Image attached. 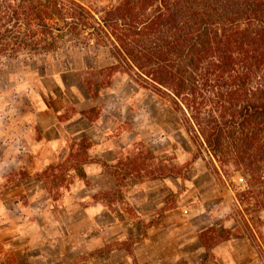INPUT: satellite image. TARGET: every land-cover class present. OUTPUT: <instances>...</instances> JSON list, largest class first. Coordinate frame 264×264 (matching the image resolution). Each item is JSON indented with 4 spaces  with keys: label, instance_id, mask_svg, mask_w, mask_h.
Here are the masks:
<instances>
[{
    "label": "rangeland",
    "instance_id": "rangeland-1",
    "mask_svg": "<svg viewBox=\"0 0 264 264\" xmlns=\"http://www.w3.org/2000/svg\"><path fill=\"white\" fill-rule=\"evenodd\" d=\"M76 1L101 12L123 0ZM68 42L72 48L48 61L0 59V264H16V255L5 247L20 250L30 235L33 245L52 237L57 241L58 250L48 252L51 264L86 259L107 264L105 258L113 251L124 252L130 264H264V181L232 165L221 166L195 144L170 103L123 72H107L113 64L107 49L96 50L92 42L85 47L73 38ZM53 112L61 125L78 119V131H90L80 117L97 122L107 138L103 149H95L86 138L69 159L58 148L73 146V140H43L37 121L43 118L49 125ZM140 152L146 160L139 169L146 173L117 187L105 164L132 162ZM167 169H175L176 175L156 182L146 178L149 171ZM92 184L91 200H72ZM140 189L157 197L158 216L152 220H143L136 209V202H146ZM35 196L54 202L32 204L29 198ZM88 208L93 220L86 225L83 212ZM71 212L77 215L69 219ZM152 222L170 231L135 247L148 237ZM210 228H223L242 241L236 247L211 243L213 248L206 250L200 235ZM85 232L93 247L70 251V243L85 247ZM34 251L33 256L42 253L40 248ZM140 257L150 260L141 263Z\"/></svg>",
    "mask_w": 264,
    "mask_h": 264
},
{
    "label": "trees",
    "instance_id": "trees-1",
    "mask_svg": "<svg viewBox=\"0 0 264 264\" xmlns=\"http://www.w3.org/2000/svg\"><path fill=\"white\" fill-rule=\"evenodd\" d=\"M69 38L107 49V72H123L170 103L221 166L264 181V0H123L101 12L76 0H0V59L48 61L72 48ZM145 160L140 152L105 166L125 187L146 173L139 169ZM162 172L146 178L176 175ZM219 230L201 233L206 250L237 239Z\"/></svg>",
    "mask_w": 264,
    "mask_h": 264
},
{
    "label": "crops",
    "instance_id": "crops-1",
    "mask_svg": "<svg viewBox=\"0 0 264 264\" xmlns=\"http://www.w3.org/2000/svg\"><path fill=\"white\" fill-rule=\"evenodd\" d=\"M52 114V113H51ZM53 116H51L49 118V125H47L46 121L43 120V118H39L37 121V125L39 127V129L43 132V140H52L56 141V142H64L67 143V140L70 139V141L72 142V140L75 142L73 143V146H69V147H62V148H58L59 150L63 151L64 154H66L68 156L69 159H72V157L76 156V150L81 144L82 141H85L86 138H88V142L92 143V147H94L95 149H103L104 146V142L107 140L106 136L104 135L105 133H103L102 131H100L98 129V127L101 129V127L99 126V124H97V122H91L87 119H85L84 117H80L79 119L81 120V124L85 125L86 127L88 126V132H85V130H79L78 131V122H80L78 119H71L69 121H66L64 123H62V125L59 123V120L57 118V115L52 114ZM44 127V129H43ZM75 129L74 132H72V129ZM53 133V137H50L51 134ZM97 141V142H95ZM89 151V150H88ZM105 152V151H104ZM103 152V153H104ZM102 155V154H99ZM103 156V155H102ZM103 158V157H102ZM106 160V159H105ZM84 168V166H83ZM85 170V169H84ZM85 172V171H84ZM83 176H86L83 175ZM84 179V178H83ZM86 179L89 180L88 176H86ZM91 182V181H90ZM156 182V181H155ZM154 182V183H155ZM138 184L135 185V188H138ZM142 186V185H141ZM144 188V186H143ZM94 187L93 184L88 188L85 187V191H84V195H79L76 197H71L72 200H74L75 202H79V200L82 201H88L91 200V198L94 196L93 194H91V192L93 191ZM141 194L145 195V199L146 202H144L143 200H141L140 202H136V209L139 211V215L141 216V218L143 220H148V219H154L156 218L157 215V208H158V202H157V197L153 196V194H147L146 190L143 189V191L140 189ZM82 196V197H81ZM89 196V197H88ZM31 200L32 204H37L39 202L42 201H47V204L49 205L50 203L54 202L53 199L51 197H32L29 198ZM149 199V200H148ZM92 202V201H91ZM89 202V203H91ZM50 207V206H49ZM150 207L151 211L150 212H146L147 209ZM48 208V207H47ZM46 208V209H47ZM145 208L146 211H140V209ZM45 209V210H46ZM38 214V213H37ZM103 214V213H102ZM41 215V214H39ZM75 215H77L75 212H71L69 219L73 218ZM83 216L85 218V224L89 225V223L93 220V209L88 208L83 212ZM167 221L170 220L169 217L166 218ZM165 231L166 234H168V231H170V228L167 227H163V228H156L154 226H152L151 228H149L147 230V235L148 237L145 238L143 241H140L139 244L137 243L135 247H138V245H145V243H149L152 241V237L155 236V234H157L158 232H162ZM66 231V230H65ZM233 231V230H232ZM69 232V238L71 237V230L68 229ZM13 237L17 236V234L15 232H13ZM58 237V235H57ZM86 241L84 244L85 247H78L76 246V244H72L70 243L69 245V250L70 251H78V250H88L91 247H93L92 242H91V235L90 233H86L85 232V236ZM31 240H33V236L30 235L28 240H23V247L18 250V247H5V250L7 252H14V254L16 255V264H51L52 260L51 257L48 255V252H54L57 251V241L54 239V237H52V239L49 242L46 243H42L39 245H33L31 243ZM109 237H107L105 239L106 243H110L109 241ZM116 241V240H113ZM239 241H242V239H233L227 242H223L221 244H219L216 247H236L237 243H239ZM150 246H152V244H150ZM35 247L36 248H40V250L42 251L41 254L37 255V256H33V253L35 252ZM122 251H113L110 255L109 258H105V263L107 264H130L128 258L126 259L125 256H123ZM22 257V258H21ZM46 259H45V258ZM119 258H122L121 261H119ZM148 261L150 259H147ZM140 261L141 263H148V261L144 260L140 257ZM78 264H93L92 260H85L83 262H80Z\"/></svg>",
    "mask_w": 264,
    "mask_h": 264
},
{
    "label": "built area",
    "instance_id": "built-area-1",
    "mask_svg": "<svg viewBox=\"0 0 264 264\" xmlns=\"http://www.w3.org/2000/svg\"><path fill=\"white\" fill-rule=\"evenodd\" d=\"M240 182H241V183H244V179H240Z\"/></svg>",
    "mask_w": 264,
    "mask_h": 264
}]
</instances>
